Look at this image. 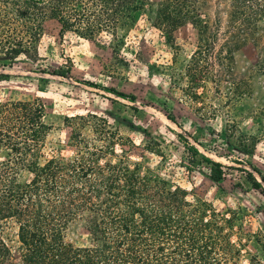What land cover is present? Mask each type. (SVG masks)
<instances>
[{"label":"trees","instance_id":"1","mask_svg":"<svg viewBox=\"0 0 264 264\" xmlns=\"http://www.w3.org/2000/svg\"><path fill=\"white\" fill-rule=\"evenodd\" d=\"M149 1L0 0V62L12 68L23 56L38 61L49 20L59 23L61 36L74 33L95 40L103 33L116 34L144 12L169 42L186 23L198 30L201 42L183 73L182 92L192 104H204L210 82L219 93L224 78L232 76L235 50L247 39L262 47L255 68L264 76V0H230L228 34L222 42L219 30L211 32L203 20L199 0ZM55 74L65 77L60 71ZM230 83L233 92L229 88L228 95L241 97L239 89L247 83ZM103 90L136 101L115 89ZM45 115L38 100L0 104V264L13 258L6 237L12 225L17 227L21 264H243L245 244L235 231V214L228 217L203 199H189L185 190L174 189L132 162V141L123 143L108 120L95 115L66 118L74 155L47 158L44 150L52 127ZM225 131L230 148L254 155L257 138L236 126L227 125ZM178 137L193 163L200 158L208 166L212 181L224 180V165L202 156L183 135ZM253 169L264 182V175ZM242 171L264 195L262 182ZM75 226L87 233L82 246L66 239ZM256 243L264 252L261 239Z\"/></svg>","mask_w":264,"mask_h":264},{"label":"rangeland","instance_id":"2","mask_svg":"<svg viewBox=\"0 0 264 264\" xmlns=\"http://www.w3.org/2000/svg\"><path fill=\"white\" fill-rule=\"evenodd\" d=\"M199 1L203 20L211 32L219 30L222 42L228 34L230 0ZM149 3L146 7L151 6ZM60 30L55 20L45 23L38 61L23 56L12 68H4L0 62V75L8 76L0 78V104L38 100L45 107V122L52 127L44 150L47 158L74 155L66 118L95 115L106 119L122 136L123 143L131 140L134 144L129 153L132 162L141 163L174 189L185 190L189 199H203L228 217L235 214V231L245 244L242 263L250 264L253 259L254 264H264V252L256 243V239L264 243V195L252 188L242 171L253 173L264 186L253 169L264 175V76L255 68L262 47L250 39L241 42L235 50L231 78H224L219 93L210 82L204 104H192L182 92L185 67L201 42L191 23L180 27L172 42L144 12L120 26L116 34L103 33L95 40L74 33L61 36ZM59 71L65 77L55 74ZM233 81L247 83L239 89L241 97L228 95L229 88L233 92ZM104 88L134 96L136 101ZM227 125L258 139L254 155L245 156L229 147ZM178 134L202 156L224 165L223 181H212L208 166L200 163V158L192 162ZM117 153H121L120 147ZM6 237L13 249V258L7 264H21L15 225L6 230ZM66 239L82 246L87 233L75 226Z\"/></svg>","mask_w":264,"mask_h":264}]
</instances>
